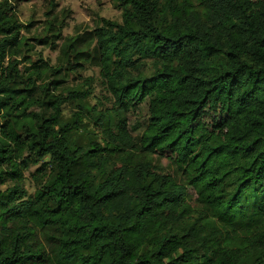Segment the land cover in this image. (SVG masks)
I'll use <instances>...</instances> for the list:
<instances>
[{
  "label": "trees",
  "instance_id": "trees-1",
  "mask_svg": "<svg viewBox=\"0 0 264 264\" xmlns=\"http://www.w3.org/2000/svg\"><path fill=\"white\" fill-rule=\"evenodd\" d=\"M114 2L121 23L68 37L63 71L32 61L0 0V264H264V0ZM81 60L109 109L59 91ZM144 102L136 139L126 114ZM164 150L180 180L152 169Z\"/></svg>",
  "mask_w": 264,
  "mask_h": 264
},
{
  "label": "rangeland",
  "instance_id": "rangeland-1",
  "mask_svg": "<svg viewBox=\"0 0 264 264\" xmlns=\"http://www.w3.org/2000/svg\"><path fill=\"white\" fill-rule=\"evenodd\" d=\"M8 1L12 2L16 8L19 21L27 25V29L23 30L22 34L29 39V43L33 46L28 56L32 61L42 59L50 67L63 65V71L66 69V64L64 62L65 58L61 57V47L68 37H79L80 41L88 38L89 34L101 25V19L121 23V10L114 0ZM39 40L45 43L40 44ZM79 48H83V45L79 46ZM84 62L85 60H81L76 64L75 61H72V71L66 72L67 75L64 78V83L60 85L61 90L59 91H64V96L69 90L87 91L89 92V98L86 101L87 105L93 107L96 111H105L111 107L113 101L100 82L99 69L89 63L78 66ZM68 67L71 68L70 66ZM19 70L24 71V64L19 65ZM74 103L77 104L78 102L75 100ZM75 104L72 103L64 107L63 115L65 119H69L72 116L75 111ZM147 118V102L138 105L126 114L129 130L136 139L145 128ZM216 118L215 114L209 110L202 117V122L206 125L208 131L211 130L213 121ZM90 125L91 129H94L95 126ZM93 131L96 132L97 130ZM96 135L98 136V134ZM150 159L154 171L170 174L180 180L178 172H173V155L168 150L155 153ZM39 167L40 164L31 167L23 174L20 187L23 188L27 197L34 194L38 183H40L41 179L35 178L36 170ZM128 181L129 177L125 179V183ZM11 185L8 182L0 186V190L4 191ZM126 192L130 193V189H126ZM188 196V201L191 205L197 207L196 197L191 189L188 190Z\"/></svg>",
  "mask_w": 264,
  "mask_h": 264
}]
</instances>
